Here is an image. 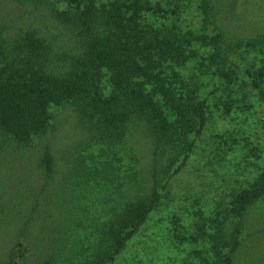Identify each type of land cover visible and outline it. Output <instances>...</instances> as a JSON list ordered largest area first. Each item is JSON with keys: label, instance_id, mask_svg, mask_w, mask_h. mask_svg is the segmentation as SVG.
I'll return each mask as SVG.
<instances>
[{"label": "trees", "instance_id": "16d2710c", "mask_svg": "<svg viewBox=\"0 0 264 264\" xmlns=\"http://www.w3.org/2000/svg\"><path fill=\"white\" fill-rule=\"evenodd\" d=\"M26 1L35 8L28 12L31 21L17 27L0 21L4 142L28 145L43 137L50 131L51 107L66 104L75 107L96 144L122 145L134 131L147 132L148 184L139 169L130 173L132 192L107 211L84 263L114 264L190 158L208 118L210 95L226 91L227 98L216 104L226 114L245 107L250 97L242 87L257 89L264 99V18L253 34L243 35L227 28L219 0ZM186 10L192 18L183 24ZM58 27L66 29L68 44L57 42ZM258 124L264 134V105ZM248 135L240 139L230 132L228 141L220 136V156L263 159L264 147L258 142L248 147ZM133 160L138 158L132 155ZM53 162L46 146L40 159L46 175ZM253 163L257 172L229 191L223 207L199 226L214 264H234L245 215L264 200V162ZM26 252L16 240L5 264Z\"/></svg>", "mask_w": 264, "mask_h": 264}, {"label": "rangeland", "instance_id": "374dc122", "mask_svg": "<svg viewBox=\"0 0 264 264\" xmlns=\"http://www.w3.org/2000/svg\"><path fill=\"white\" fill-rule=\"evenodd\" d=\"M219 3L227 28L243 35L253 34L258 20L264 18V0ZM33 9L30 1L0 0V21L24 25ZM186 15L183 24L192 18L191 11L186 10ZM53 31L57 42L69 43L66 29ZM240 91L250 97L245 107L227 114L216 106L227 98L226 91L210 95L208 118L190 158L169 180L158 204L114 264H214L210 242L200 235L199 226L223 207L229 191L257 172L252 162H264V156L248 160L228 153L220 156V136L228 141L230 132L240 139L250 132L248 147L257 142L264 147L258 124L264 99L255 88ZM51 111L50 131L28 145L7 143L0 137V264L7 262L16 240L25 244L27 252L23 257L17 253L13 264H42L46 259L50 264H84L107 211L132 192L135 183L130 173L139 169L138 175L146 177L149 138L144 129L127 136L122 145L96 144L74 106H53ZM46 146L54 158L48 175L40 165ZM132 155L138 160L132 162ZM144 181L148 184L147 178ZM243 224L234 264H264V200L249 209Z\"/></svg>", "mask_w": 264, "mask_h": 264}]
</instances>
